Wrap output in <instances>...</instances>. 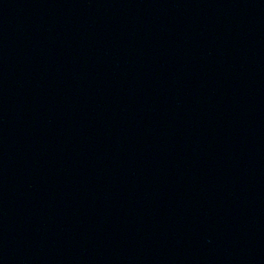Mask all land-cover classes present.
Listing matches in <instances>:
<instances>
[{
    "label": "water",
    "instance_id": "water-1",
    "mask_svg": "<svg viewBox=\"0 0 264 264\" xmlns=\"http://www.w3.org/2000/svg\"><path fill=\"white\" fill-rule=\"evenodd\" d=\"M0 264H264V0H0Z\"/></svg>",
    "mask_w": 264,
    "mask_h": 264
}]
</instances>
